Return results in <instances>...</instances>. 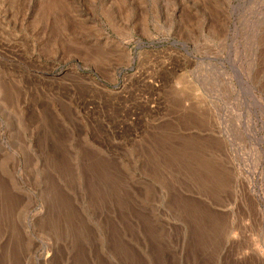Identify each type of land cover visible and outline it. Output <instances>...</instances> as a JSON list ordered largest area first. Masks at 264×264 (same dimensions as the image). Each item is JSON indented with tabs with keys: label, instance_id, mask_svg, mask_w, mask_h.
<instances>
[{
	"label": "rangeland",
	"instance_id": "374dc122",
	"mask_svg": "<svg viewBox=\"0 0 264 264\" xmlns=\"http://www.w3.org/2000/svg\"><path fill=\"white\" fill-rule=\"evenodd\" d=\"M0 264H264V0H0Z\"/></svg>",
	"mask_w": 264,
	"mask_h": 264
}]
</instances>
